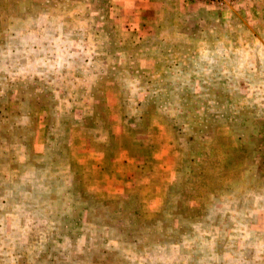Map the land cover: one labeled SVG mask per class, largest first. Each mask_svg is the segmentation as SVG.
Segmentation results:
<instances>
[{"label": "rangeland", "instance_id": "obj_1", "mask_svg": "<svg viewBox=\"0 0 264 264\" xmlns=\"http://www.w3.org/2000/svg\"><path fill=\"white\" fill-rule=\"evenodd\" d=\"M223 1L0 0V264H264V0Z\"/></svg>", "mask_w": 264, "mask_h": 264}, {"label": "crops", "instance_id": "obj_2", "mask_svg": "<svg viewBox=\"0 0 264 264\" xmlns=\"http://www.w3.org/2000/svg\"><path fill=\"white\" fill-rule=\"evenodd\" d=\"M123 1L127 2L128 5L131 6V8H138V6H140L142 8H151L150 5H152V7H153V5H155L157 8H160L159 9L160 14L159 15L157 14V16L155 18V25L157 24V21L159 20V18L163 17V11H162L163 5L160 2V0H154L152 3H146L145 0H123ZM145 4H149V6L146 7Z\"/></svg>", "mask_w": 264, "mask_h": 264}, {"label": "built area", "instance_id": "obj_3", "mask_svg": "<svg viewBox=\"0 0 264 264\" xmlns=\"http://www.w3.org/2000/svg\"><path fill=\"white\" fill-rule=\"evenodd\" d=\"M209 1L213 2V3L221 4V5H223L225 3L223 0H209Z\"/></svg>", "mask_w": 264, "mask_h": 264}]
</instances>
